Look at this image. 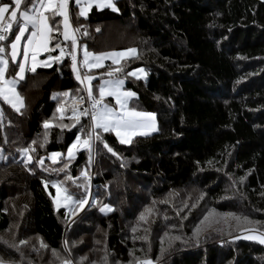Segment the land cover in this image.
<instances>
[{
    "label": "trees",
    "instance_id": "obj_1",
    "mask_svg": "<svg viewBox=\"0 0 264 264\" xmlns=\"http://www.w3.org/2000/svg\"><path fill=\"white\" fill-rule=\"evenodd\" d=\"M114 5L93 6L80 16L71 0L78 39L93 53L137 49L119 64L108 61L90 73L98 81L123 79L124 88L136 93L129 107L155 113L157 130L137 134L128 144L114 131L100 130L116 155L96 141L93 154L83 148L69 160L67 146L90 124L88 117L79 124L69 119L71 97L84 90L67 59L30 71L18 82L25 101L20 111L0 100V261L264 264L263 244L238 238L241 229L218 232L212 222L200 220L213 208L235 211L264 231V0H114ZM108 28L109 42L103 39ZM13 37L0 42L8 51ZM57 42L66 43L61 36L50 45ZM116 68L122 70L112 71ZM17 69L9 60V77ZM137 69L143 72L127 75ZM37 79L39 86H33ZM64 92L69 96L60 95ZM58 105L65 109L67 128L59 126ZM34 140L35 151L28 153L33 159L26 163L18 149ZM53 152L67 162L63 171L61 159L50 158ZM52 181L74 198L84 194L83 186L92 196L68 231L71 215L56 207ZM16 183L19 191L12 193ZM104 205L111 210L101 211ZM146 209L151 213L142 220ZM174 233L180 238L172 241Z\"/></svg>",
    "mask_w": 264,
    "mask_h": 264
},
{
    "label": "snow or ice",
    "instance_id": "obj_2",
    "mask_svg": "<svg viewBox=\"0 0 264 264\" xmlns=\"http://www.w3.org/2000/svg\"><path fill=\"white\" fill-rule=\"evenodd\" d=\"M96 0H75L76 5L79 7L80 16H86L88 10L92 7ZM103 3H107L109 6L115 8L112 4V0H103ZM103 6V4H101ZM57 17H61L62 21H57ZM60 23L63 24V29L60 28ZM15 27V31L14 30ZM79 28H72L70 12H69V0H0V42L6 41L9 33L14 34V39L11 41V51L9 52L5 44L0 43V96H2L9 104L12 105L17 111H20L24 107V98L21 96L15 88L17 81L6 80L5 73L9 65V60L11 63L18 67L16 76L20 79H24V74L27 70L32 72L36 71L38 64L44 66H51L49 62H59L63 60L65 56L70 57L72 61V70L76 76V79L80 81L81 84H86V97H71L73 101V106L71 109L72 115L69 119L74 120L75 124H79L82 117H88L90 124L87 127V131L82 126L80 128V133L75 136V140L72 144L67 146V157L70 160L74 157L77 148H85L91 154L92 146L94 141H99L103 143L104 148L113 155L116 153L103 141L101 136V131L109 132L114 131L117 137L120 138L121 143H129L131 137L135 136L137 133L143 135L148 132L156 130L155 128V113L137 111L135 108H130L128 106V100L136 95L135 92L130 90L125 91L123 89L124 80L123 79H107L103 80L98 86L99 95L94 94L93 86L91 81L93 77L87 72L81 74L78 64L88 69L101 67L100 61L105 57H112L113 62L119 64L117 57H125L128 55H135V49H128L123 52H112V53H93L87 50L84 46L83 59L78 61V41L75 36V32L79 31ZM99 31V28L97 29ZM55 32L57 35L53 36L52 33ZM25 33L28 35L25 37ZM63 37V41L70 43H60L57 42L50 47L53 40H59ZM24 39L25 43L22 46L23 61L17 62V56L21 52V40ZM68 49L65 51V49ZM54 49H59V55L53 56L52 51ZM41 53H48L47 60H38V56ZM29 57L31 60V66L29 65ZM95 61V62H93ZM121 68L113 69L112 71L120 72ZM137 72H143L142 69L134 70L133 72L127 73V75L135 76ZM146 75V73H144ZM112 76V72H109V77ZM56 94H54L55 96ZM65 97L69 96L68 92L61 93ZM105 97H113L115 99L116 106H111L109 103L105 102ZM87 102L88 107L80 109L79 104H84ZM118 106V107H117ZM57 112L61 113V120L59 126L61 128L69 127L68 124L63 123L65 109L63 105H58ZM2 115V112H0ZM55 115V114H54ZM73 124L72 126H75ZM43 127L45 128L44 142H47L48 132L50 127V121L45 120ZM82 134V135H81ZM37 142L34 140L27 147L18 149L22 156H27L26 163L30 162L33 157L29 156L28 153L31 150L35 151L32 145ZM44 144L41 143L40 147ZM61 159L63 162V168L59 171H63L67 168V162L63 161V155L59 152H53L50 154V158L55 163L57 158ZM0 159H4L3 155L0 154ZM43 157H41L37 163L43 165ZM91 159V155L89 156ZM47 171V169H45ZM55 171V170H54ZM66 175V179H71L75 182V178ZM82 175H87V173H82ZM244 178L241 177V180ZM47 184L48 182L45 181ZM53 186L59 184V181H52ZM77 187H82L77 185ZM84 187V194L79 198H74L71 194L64 195L65 202H71L76 206V210L84 208V205L89 202L88 199V188ZM64 191L67 193V189H61L57 187V192ZM107 208L111 210L108 205H104L101 211ZM151 213V209H146L145 213L141 214V219L145 220L147 214ZM75 211L73 212V215ZM235 218L238 223L241 220L240 217H235V214H226ZM207 220L208 217H205ZM245 223H251L247 217H243ZM226 222V221H225ZM199 229L197 234H199ZM259 239L261 243H264V235L258 237H249ZM146 239V237H145ZM171 239H179V237H172ZM21 244L25 241H21ZM42 247L46 245L42 244ZM163 250V249H162ZM54 254H55V250ZM62 264H72L70 260L65 259ZM135 264H153L150 258L136 259Z\"/></svg>",
    "mask_w": 264,
    "mask_h": 264
},
{
    "label": "rangeland",
    "instance_id": "obj_3",
    "mask_svg": "<svg viewBox=\"0 0 264 264\" xmlns=\"http://www.w3.org/2000/svg\"><path fill=\"white\" fill-rule=\"evenodd\" d=\"M69 1H71V0H69ZM101 4H103V6H101ZM112 4H114V0H112ZM93 5H96L98 8H104V7H106V6H109L107 3H103V0H96V2L95 3H93ZM92 5V6H93ZM111 7V6H110ZM90 10V9H89ZM89 10H88V12H89ZM70 19H71V22H72V24H73V26L76 28V26H75V23H74V21H73V19H72V15H71V13H70ZM62 21V20H61ZM106 37L105 38H103L104 40H106V41H108L109 42V34H110V29L108 28V32H106ZM135 49V48H134ZM83 50H84V47H83ZM83 50H82V54H83ZM113 51H115V52H117L118 50L116 49V50H113ZM90 52V51H89ZM108 52H111V51H108ZM78 54H79V50H78ZM54 56V55H53ZM68 61H70V63L72 64V61H71V59H67ZM80 60H82V58H81V53L78 55V61H80ZM94 62V61H93ZM78 67H79V69H80V72H81V74H83V73H85L86 72V68L84 67V66H81V65H79L78 64ZM85 68V70H84V68ZM90 72H92L90 69H89V71H88V74H90ZM142 72H137L136 74L137 75H139V74H141ZM144 76H146L145 74H144ZM9 79H11V80H13V76L12 77H7L6 76V80H9ZM43 79V78H42ZM111 79H114V78H111ZM116 79V78H115ZM10 81V80H9ZM41 81V79H37V80H35L34 82H33V86H39V82ZM80 82V81H79ZM35 83V84H34ZM38 84V85H37ZM80 85H81V87L83 88V92H81L80 93V95L82 96H84V97H86V95H87V93H86V85H84V84H81L80 83ZM15 88H16V91L21 95V93L19 92V90H18V86H17V83H16V85H15ZM93 89H94V94L95 95H99V91L97 90V89H95L94 87H93ZM122 90H125V91H127L125 88H124V85H123V89ZM22 96V95H21ZM0 99L1 100H4V101H6L2 96H0ZM110 99H112L113 100V98L111 97V98H108V97H105V102L106 103H109L111 106H116V103H115V99L113 100V101H110ZM7 102V101H6ZM8 103V102H7ZM34 103H35V100H33V102H32V105H34ZM24 104H25V101H24ZM73 105V103H68V108H70V106H72ZM87 105V102H85L84 104H79L78 105V107H80V109H83V108H85V107H88V106H86ZM1 104H0V110H1ZM128 106H129V100H128ZM118 107V106H117ZM71 115H72V112H71V114L69 115V117H71ZM151 132H153V131H151ZM151 132H148V133H151ZM116 134V133H115ZM137 134H139V133H137ZM136 134V135H137ZM82 135V134H81ZM135 135V136H136ZM134 137V136H133ZM133 137H131V139H130V142H131V140H132V138ZM119 138V137H118ZM119 140H120V138H119ZM95 142L96 141H94L93 142V146H92V150H91V153L93 154L94 153V147H95ZM129 142V143H130ZM125 144H128V143H125ZM81 149H83V148H77V150L75 151V155H74V157L76 156V154H77V152L78 151H80ZM62 154V153H61ZM65 156L67 157V152H66V154H65ZM59 158V157H58ZM57 158V159H58ZM68 158V157H67ZM17 185H14V187L13 188H11L10 189V191H12V193H15V192H17V191H19V187H20V185H18V183H16ZM53 185V184H52ZM57 187H60V185L59 184H57L56 186H54V188H55V190H56V195L54 196V202H55V205H56V207L58 208V209H63L64 211H65V213H67V214H69V215H71L70 216V219H69V221L67 222V231L69 230V225L73 222V221H75L76 219H77V217L79 218L81 215H82V213L84 212V211H86V209H87V207L89 206V204L91 203V199H92V196L89 194L88 195V199H89V202L88 203H86L85 205H84V208H82V209H79L78 211L76 210V206L75 205H73L71 202H65L64 201V195L65 194H69L68 192L67 193H65L64 191H61V192H57ZM61 188V187H60ZM62 189V188H61ZM75 211V214L73 215V212ZM221 210H218V209H211V210H207L205 213H204V215L202 216V218L200 219V220H202V219H205V217H208V221H209V223L210 222H212V225H214L215 226V229L214 230H218V232H225V233H227V232H229V233H232V234H234L236 231L238 232V229L240 230V232L237 234V237L239 238V237H241V238H247V239H251V240H256V241H258V242H260V240L259 239H256V238H249V237H258V236H261V235H264V231H262L259 227H258V222H255L252 218L250 219V218H248V216L247 215H244V214H240L239 212H235L234 211V213L232 212H229V213H223V212H220ZM226 214H235V217H240L241 218V220L239 221V223H238V221L235 219V218H233V217H231V216H227ZM243 217H247L248 219H249V221H251V223H245L244 221H243ZM226 221V222H225ZM200 224V226L202 227L203 226V223L201 222V223H199ZM176 233H174V235H172L171 236V238L172 237H179L178 235H175ZM230 235V234H229ZM180 238V237H179ZM10 239H13V237H11L10 236ZM172 241H173V239H172ZM169 243V242H168ZM167 243V244H168ZM261 243V242H260ZM261 244H263L264 245V243H261ZM0 264H19V263H9V262H1L0 261ZM72 264H77V261H74L73 259H72Z\"/></svg>",
    "mask_w": 264,
    "mask_h": 264
},
{
    "label": "crops",
    "instance_id": "obj_4",
    "mask_svg": "<svg viewBox=\"0 0 264 264\" xmlns=\"http://www.w3.org/2000/svg\"><path fill=\"white\" fill-rule=\"evenodd\" d=\"M22 2H23V0H22ZM93 6H96V5H93ZM92 6V7H93ZM106 7H110V6H106ZM91 9V8H90ZM69 12H70V1H69ZM88 13V12H87ZM61 20H62V18H61ZM62 24V23H61ZM71 24H72V22H71ZM62 29H63V24H62ZM72 28L73 29H75V27L73 26V24H72ZM28 35V33H25V37ZM75 36H76V38H77V41H78V45H79V48H78V50H79V54L81 53V58L83 59V54H82V50H83V47H84V45H82L81 43H80V41H79V39H78V36H77V32H75ZM15 37H13V39H14ZM12 39V40H13ZM21 52H20V54L17 56V62H20V61H23V54H22V46H23V44L25 43V40L24 39H22L21 40ZM66 43H70V41H68V42H66ZM10 45H11V43H10ZM50 47H51V45H50ZM136 50V52H137V49H135ZM11 51V48H9V52ZM123 51H126V49H124V50H118L117 52H123ZM112 52H115V51H111V52H105V53H112ZM78 54V55H79ZM47 55H48V53H41L39 56H38V60H47ZM59 55V54H58ZM130 56H132V55H128V56H125V57H117L116 59H118L119 61H121L122 59H124V58H127V57H130ZM108 61H110V62H113V58L112 57H105L104 59H102L101 61H100V63H101V65L103 66L106 62H108ZM95 62V61H94ZM50 63V65H52V64H54V62H49ZM30 66H31V60H30V57H29V65H28V67L30 68ZM39 67H45L44 65H42V64H38L37 65V67H36V69L37 68H39ZM86 68V67H85ZM93 69H97V68H92V69H90V70H93ZM8 70H9V65H8V68H7V70H6V73H5V77L7 76V77H9L10 75H9V72H8ZM17 71H18V69H17ZM16 71V72H17ZM88 71H89V69L88 68H86V72L88 73ZM30 72V70H27L26 72H25V74H24V79L27 77V75H28V73ZM90 75L93 77V80L91 81V85L95 88V89H97L98 90V86L102 83V81L103 80H107V79H109V78H104V79H102V80H100V81H98L97 79L99 78L98 77V75L96 74V73H90ZM13 79H15L16 81H17V86H18V82L19 81H21V80H24V79H20L19 77H17L16 76V74H15V76L13 77ZM115 79V78H114ZM9 80H11V79H9ZM84 85H86V84H84ZM19 90V89H18ZM128 91V90H127ZM133 92V91H132ZM108 98H111V97H108ZM113 98V97H112ZM132 98V97H131ZM130 98V99H131ZM130 99H129V101H130ZM1 100V99H0ZM113 100H114V98H113ZM112 99H110V101H113ZM138 111V110H137ZM143 112H145V111H143ZM153 113V112H152ZM157 126H158V124H157V119H156V114H155V128H156V130H157ZM155 131V130H154Z\"/></svg>",
    "mask_w": 264,
    "mask_h": 264
},
{
    "label": "built area",
    "instance_id": "obj_5",
    "mask_svg": "<svg viewBox=\"0 0 264 264\" xmlns=\"http://www.w3.org/2000/svg\"><path fill=\"white\" fill-rule=\"evenodd\" d=\"M10 34H11V33L8 34V38L10 37ZM8 38H7V39H8ZM67 50H68V49L66 48L65 51H67ZM64 59H70V57L65 56ZM83 68H84V67H83ZM84 70H85V68H84ZM81 105H82V104H81ZM86 106H88V104H87Z\"/></svg>",
    "mask_w": 264,
    "mask_h": 264
}]
</instances>
